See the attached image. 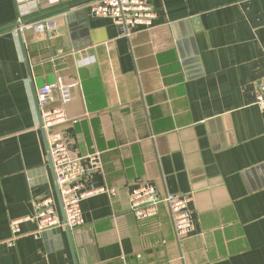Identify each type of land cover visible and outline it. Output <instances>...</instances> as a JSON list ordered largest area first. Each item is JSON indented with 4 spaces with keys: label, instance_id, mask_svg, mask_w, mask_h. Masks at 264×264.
<instances>
[{
    "label": "crops",
    "instance_id": "1",
    "mask_svg": "<svg viewBox=\"0 0 264 264\" xmlns=\"http://www.w3.org/2000/svg\"><path fill=\"white\" fill-rule=\"evenodd\" d=\"M40 1L26 19L49 22L38 32L17 31V1L0 0V264H264V0H150L154 25L131 38L92 0ZM58 79L75 84L69 150L101 158L85 188L115 192L84 198L78 228L36 235L25 220L8 243L39 197L63 219L37 108ZM141 182L189 193L196 232L179 240L164 205L137 219L128 196Z\"/></svg>",
    "mask_w": 264,
    "mask_h": 264
},
{
    "label": "built area",
    "instance_id": "2",
    "mask_svg": "<svg viewBox=\"0 0 264 264\" xmlns=\"http://www.w3.org/2000/svg\"><path fill=\"white\" fill-rule=\"evenodd\" d=\"M18 16L16 30L28 28L38 32L45 30L49 22L32 19L30 16L44 8L40 0H16ZM59 0H45L47 7L55 6ZM90 12L98 17L108 18L119 28L120 34L131 38L139 29H149L154 25L157 11L150 0H92L85 3ZM94 61L93 56H84L76 61L78 66L87 65ZM75 84H63L59 79L45 83L37 90V106L40 114L39 126L45 133L50 160L58 185L63 219L56 213L54 199L51 195L37 198L33 202V214L10 220L11 238L8 243L19 236L20 223L33 220L36 224L34 234L54 227L74 229L82 226L84 218L81 213L80 202L98 193L114 194V188L105 186L85 188L84 176L87 172H94L101 168L99 153L77 155L68 147V134L61 126L66 122L67 115L64 106L71 100V88ZM59 91V104L54 103L53 92ZM264 111V78L259 84L254 102ZM60 127V128H59ZM192 197L187 194L160 193L149 183H138L128 196V209L139 220L157 215L160 205H164L169 213L174 233L179 240L196 232L192 210Z\"/></svg>",
    "mask_w": 264,
    "mask_h": 264
},
{
    "label": "water",
    "instance_id": "3",
    "mask_svg": "<svg viewBox=\"0 0 264 264\" xmlns=\"http://www.w3.org/2000/svg\"><path fill=\"white\" fill-rule=\"evenodd\" d=\"M37 108H38V106H37ZM38 114H39V109H38ZM39 117H40V114H39Z\"/></svg>",
    "mask_w": 264,
    "mask_h": 264
}]
</instances>
